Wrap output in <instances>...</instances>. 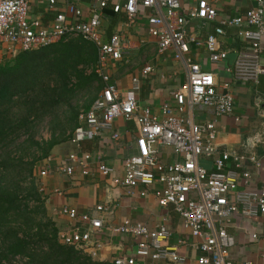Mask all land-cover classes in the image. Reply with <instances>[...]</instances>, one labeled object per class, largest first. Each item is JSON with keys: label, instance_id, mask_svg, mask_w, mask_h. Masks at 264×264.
<instances>
[{"label": "built area", "instance_id": "1", "mask_svg": "<svg viewBox=\"0 0 264 264\" xmlns=\"http://www.w3.org/2000/svg\"><path fill=\"white\" fill-rule=\"evenodd\" d=\"M229 1L233 4L237 0ZM213 2L198 0L185 9L178 0H0V46L7 49L2 50L5 53L0 57L12 59L20 52L74 38L93 44L98 52L93 70L102 79L104 88L92 106L80 113V126L74 131L72 142L79 146L86 140L96 139L101 133L111 131L116 119L133 122L137 152L125 158L124 176L115 178L114 183L129 189L142 187V196L152 191L159 206H170L194 240L197 264H231L228 258L235 239L228 229L234 217L264 215V188H249L250 166L259 168L261 162L252 152L222 150L217 142L216 121L211 117L200 118L198 114L232 115L234 85L259 84L264 75L261 63L264 0H256V6L244 14L220 19L213 32L202 37L192 32L190 25L196 21L206 27L216 21L218 13ZM34 3L46 5V15L52 17L33 15ZM82 4L88 8H81ZM108 8L114 14L123 13L127 27L136 24L143 10L149 11L147 30L155 41L157 54L170 51L173 60L184 69L186 81L174 93L173 103H163L159 113L138 101L139 77L132 79V87L124 96L111 79L110 62L123 60L133 46L121 33L107 34L103 21ZM229 30H234L241 47L233 51L236 58L226 69L230 82H220L216 72L206 70L196 60L194 51L204 48L210 63H225L229 52L222 47L221 38ZM154 72L153 65L141 69L146 77ZM119 137L117 132L112 135L113 140ZM204 160L211 164L208 166ZM96 163L88 151L72 152L59 171L72 176L78 167L87 176ZM96 170L103 177L114 174V169L105 163H98ZM41 175L45 176L46 171ZM96 211L102 213L108 209L98 206ZM61 212L79 221L83 230L60 231L59 242L93 259L97 257L101 244L93 240V235L101 230L102 219L90 214L79 215L69 207H63ZM112 231L131 237L134 242L133 254L115 258L114 264H159L162 260L189 264L177 248L162 245L172 238L166 224L152 228L126 219Z\"/></svg>", "mask_w": 264, "mask_h": 264}, {"label": "crops", "instance_id": "2", "mask_svg": "<svg viewBox=\"0 0 264 264\" xmlns=\"http://www.w3.org/2000/svg\"><path fill=\"white\" fill-rule=\"evenodd\" d=\"M178 1L188 9L198 0ZM211 1L216 5L218 13L216 21L206 27H202L196 21L190 25V30L202 37L213 32L219 25L220 19L244 14L256 6V0H237L233 4L229 0ZM45 6L34 3L31 7L33 15L45 17ZM87 6L82 4L80 7L87 9ZM149 14V11L143 10L136 24L127 27L124 14H114L111 8H108L105 11L103 27L108 35L121 33L133 46L123 60L110 62L111 79L124 96L132 87V79L139 77L141 83L138 101L142 106L150 107L154 112L159 113L163 103H173L174 93L182 87L186 75L182 65L173 60V53L169 51L164 55L157 54L155 41L147 30ZM50 17L52 16L46 15L45 18ZM221 42L222 47L229 52L225 63H210L204 48L194 53L196 60L206 70L217 73L220 82H230L231 76L226 69L234 62L236 55L233 51L239 49L241 44L236 39L234 30H229L227 35L221 38ZM261 63L264 66V55ZM145 65H153L155 72L147 77L143 76L141 69ZM103 88L102 82L97 98L102 94ZM234 96L235 110L232 115L220 117L203 113L198 115L200 118L211 117L216 121L219 131L217 142L222 150H235L242 154L252 152L259 156L260 167L255 169L250 166L252 179L249 188H264V75L261 76L257 86L234 85ZM115 132L120 135L118 140L112 139ZM136 136L133 122L116 119L111 131L101 133L94 140H86L77 146L69 139L54 146L49 157L38 163L36 171L48 216L59 232L67 229L83 230L79 221L71 220L67 215L62 214L63 207L76 209L79 215L90 214L100 217L103 226L98 233H94L93 240L98 241L101 247L93 260L101 262H113L119 256L133 254L132 238L112 231L113 227L121 225L124 220L131 219L134 223H143L152 228L158 224H166L172 233V238L162 245L177 248L180 255L188 258L189 264H197L198 251L193 245L194 240L185 229L183 220L170 206L168 208L159 206L152 191L142 196V187L129 189L113 181L124 176L125 158L136 154ZM77 151H88L97 160V163L92 165L90 175H82L78 167L72 176L59 171L66 157ZM98 163L112 167L114 174L111 177L100 175L96 170ZM204 163L210 165L211 161L204 160ZM42 171H46L45 176L41 175ZM98 206H104L108 211L98 213L96 211ZM228 232L235 239V246L230 250L228 258L231 264H264V215L253 218L234 217ZM254 235L256 238L253 237ZM181 241L184 243L180 244ZM159 264L175 263L162 260Z\"/></svg>", "mask_w": 264, "mask_h": 264}, {"label": "trees", "instance_id": "3", "mask_svg": "<svg viewBox=\"0 0 264 264\" xmlns=\"http://www.w3.org/2000/svg\"><path fill=\"white\" fill-rule=\"evenodd\" d=\"M97 54L93 44L74 38L0 62V264H114L59 242L36 178L38 163L54 146L72 140L81 111L97 99L93 93L81 111L71 103L80 91L101 87L93 70ZM62 106L72 112L68 126L58 136L52 129L50 140H36V123ZM22 137L17 151L10 149Z\"/></svg>", "mask_w": 264, "mask_h": 264}, {"label": "rangeland", "instance_id": "4", "mask_svg": "<svg viewBox=\"0 0 264 264\" xmlns=\"http://www.w3.org/2000/svg\"><path fill=\"white\" fill-rule=\"evenodd\" d=\"M2 50H7L3 45L0 46V53L1 55H3V53H5ZM1 62L5 61V56L0 57ZM97 88L98 85L95 84L92 87V92H88L87 90H82L78 93L77 98H75L71 103L73 106H75L77 109H79V111H81L84 106L87 104V102L89 101V99L93 96V93H97ZM99 89V88H98ZM85 111V110H82ZM81 111V112H82ZM72 115V112L70 111V108H68V106H62L60 108H58L55 112L54 115H49L47 117H45L41 122H37L35 128L32 130L33 135L35 136V139L38 141H46V140H50L52 135H53V130L56 129L55 134L58 136L60 134V129L63 126H68V122L67 120L70 119V116ZM57 123H59L60 127L57 128L56 125ZM53 129V130H52ZM69 129V128H68ZM70 131V129H69ZM67 132L66 134H70V132ZM73 135V134H72ZM26 139V137H22L19 141H17L16 143H14V145H12L10 147V149H13V151H17L16 147L22 143V141H24ZM19 147H18V151H19ZM21 153L18 152L17 156ZM37 181H38V177L36 175ZM38 183V182H37ZM93 259V258H92Z\"/></svg>", "mask_w": 264, "mask_h": 264}]
</instances>
